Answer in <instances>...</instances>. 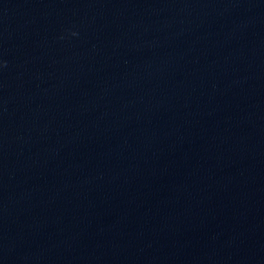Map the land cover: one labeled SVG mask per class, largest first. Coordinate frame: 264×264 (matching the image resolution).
Instances as JSON below:
<instances>
[{
	"label": "water",
	"instance_id": "1",
	"mask_svg": "<svg viewBox=\"0 0 264 264\" xmlns=\"http://www.w3.org/2000/svg\"><path fill=\"white\" fill-rule=\"evenodd\" d=\"M0 264H264V0H0Z\"/></svg>",
	"mask_w": 264,
	"mask_h": 264
}]
</instances>
